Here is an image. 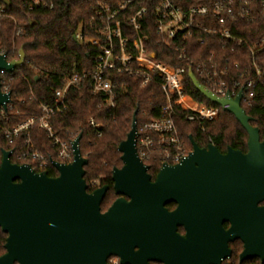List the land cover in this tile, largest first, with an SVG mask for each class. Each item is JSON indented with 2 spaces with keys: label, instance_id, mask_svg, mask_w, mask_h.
<instances>
[{
  "label": "water",
  "instance_id": "water-1",
  "mask_svg": "<svg viewBox=\"0 0 264 264\" xmlns=\"http://www.w3.org/2000/svg\"><path fill=\"white\" fill-rule=\"evenodd\" d=\"M7 3V0H1ZM74 39V37H73ZM75 40V39H74ZM24 52L7 61L0 54V72L20 66ZM194 88L213 104L231 113L247 133V151L214 144L199 147L191 137L187 157L164 164L156 181L149 182L147 166L136 153V111L126 138L117 147L122 166L113 168L117 198L103 212L102 187L85 192L87 159L78 148L80 134L72 141V161H51L57 175L37 172L29 164L10 162V151L0 161V229L6 233L0 264H219L231 254L228 243L242 242L238 261H264V138L250 125L240 105L242 91L230 99L217 97L189 73ZM10 93L0 89V106ZM175 201L168 212L163 204ZM229 222L227 229L223 223ZM183 225L185 236L176 233ZM150 244L160 251L148 252ZM194 246V248H193ZM137 247V250L134 248Z\"/></svg>",
  "mask_w": 264,
  "mask_h": 264
},
{
  "label": "trees",
  "instance_id": "trees-1",
  "mask_svg": "<svg viewBox=\"0 0 264 264\" xmlns=\"http://www.w3.org/2000/svg\"><path fill=\"white\" fill-rule=\"evenodd\" d=\"M212 1L215 0H191L189 4H210ZM249 1L260 18L238 19L230 26L235 37L243 40L241 45L216 36L207 39L204 44L188 42V61L179 59L174 50L162 46L155 47V59L164 64L184 66L187 93L205 105H214L194 88L189 73L204 84L195 66L200 60L209 59L210 53L215 51L211 59L216 61L218 67L227 69L228 88L233 86L237 91L242 89L244 96L251 93L249 101H241L240 105L250 117V125L258 129L259 137L263 139L264 9L261 6L263 0ZM3 4L0 1L5 14L0 16V50L10 61L18 58L21 48L24 60L12 71L0 73V87H6L10 93L9 105L0 107V161L2 151L8 150L10 162L29 164L38 172L37 164L29 155L35 151L45 158L48 163L46 173L53 177L57 171L51 161L58 159V147L52 144V139L38 127L36 121L15 135H7V132L30 117L36 120L39 103H53V92L63 85L66 74L91 69L95 56L93 47L77 43L73 34L81 20H88L94 0H59L52 10H27L15 0ZM15 27L22 30L18 35L14 34ZM257 44L258 48L251 53L250 48ZM256 69L260 71L258 78L255 76ZM115 79L123 85L116 88L113 107H98L104 95L92 94L87 81L82 80L77 86L68 89L63 112H54L49 119L54 135L63 141L72 140L80 134L79 152L87 159L83 166L85 181L100 178L102 182L111 183L112 169L122 164L117 147L130 130L133 112L136 111V126L139 128L142 123L156 118L159 107L164 103L163 93L155 79L143 86L137 75H119ZM250 79L253 85L246 89V82ZM183 113L177 110L174 119L189 150V137L199 147H205L209 136L220 152H225L227 147L246 151L247 133L231 113L219 108L216 119L192 122L184 120ZM89 117L99 123L100 135L88 125ZM146 164L152 173L160 166L154 158ZM106 202L108 199L104 201V208L109 203ZM5 237L6 233L0 229V254L5 251ZM229 246L231 264H264L256 257L239 262L240 242H231Z\"/></svg>",
  "mask_w": 264,
  "mask_h": 264
},
{
  "label": "built area",
  "instance_id": "built-area-1",
  "mask_svg": "<svg viewBox=\"0 0 264 264\" xmlns=\"http://www.w3.org/2000/svg\"><path fill=\"white\" fill-rule=\"evenodd\" d=\"M15 1L20 2L27 10H52L59 0ZM190 1L94 0L88 20H81L73 34L77 43L93 47L95 56L91 69L66 74L63 85L53 92V103H39L36 120L33 117L28 118L7 132V135H15L36 121L38 127L45 130L52 139V144L58 147V159L55 161L70 163L73 156L71 144L74 139L61 140L54 135L49 122L51 114L63 112L68 89L86 80L92 94L104 95V100L98 107H113L116 88L123 85L115 77L133 74L140 77L141 86L155 79L164 96V103L159 107L157 117L142 123L139 128L136 126L135 147L139 159L145 164L153 158L157 159L160 168L164 164L180 163L190 150L174 119L176 111H184L183 118L188 122L214 120L218 116L219 108L225 110L228 104L205 105L194 99L185 89L184 66H173L156 60L155 47L172 49L179 59L188 61V42L204 44L207 39L219 36L233 44L241 45L243 40L235 37L230 26L238 19L260 18V14L249 0H215L210 4H189ZM261 6L264 9V0ZM4 15V7L0 6V16ZM21 31L20 28H14L15 35ZM258 46H252L250 52L253 53ZM0 54H3L2 50ZM214 56L215 51H212L209 59L200 60L195 70L204 82L202 85L214 95L233 99L240 90L237 91L233 86L228 88V71L217 66L216 61L211 59ZM255 76H260L259 69L255 70ZM252 85L253 80L250 79L245 88L248 89ZM0 89L7 92L6 87ZM250 97V92L247 96L242 92L240 103L249 101ZM8 105L9 101L6 103V106ZM88 125L100 135V125L93 117H89ZM208 144H213L209 136L206 146ZM29 155L37 164L38 172H46L48 163L45 158L35 151ZM229 259L230 257H227L219 264H231ZM108 263L119 264V259L111 256Z\"/></svg>",
  "mask_w": 264,
  "mask_h": 264
},
{
  "label": "flooded vegetation",
  "instance_id": "flooded-vegetation-1",
  "mask_svg": "<svg viewBox=\"0 0 264 264\" xmlns=\"http://www.w3.org/2000/svg\"><path fill=\"white\" fill-rule=\"evenodd\" d=\"M260 140H262V139H260ZM228 148V147H227ZM227 150V149H226ZM238 150V149H237ZM241 151V150H240ZM246 151H247V141H246ZM246 151H241V152H243V153H245ZM220 152V151H219ZM226 152V151H225ZM225 152H221V153H225ZM144 165H146L147 166V170H146V173L149 175V182H151V183H153V182H155L156 181V178H157V174H158V172H159V169H160V167L158 168V170L155 172V173H152L151 172V170H150V166L149 165H147V164H145L144 163ZM121 166H122V164H121ZM121 166H119V167H114V168H120ZM52 177V176H51ZM54 177V176H53ZM84 179V178H83ZM110 181H111V183H106V182H102L101 181V179L100 178H95V179H92V180H90V181H85L84 180V182H85V185H86V187H85V192L87 193V194H92L94 191H96V190H98V189H100V188H102V187H105V193H104V196H103V198H102V200H101V202H100V211L101 212H103V211H105L112 203H113V201L114 200H116L117 198H119V197H122V198H124L125 200H129V198L127 197V196H124V195H120V194H116L115 193V191H114V188H113V184H114V182H113V180H112V173H111V175H110ZM106 199H108V202H106V203H108L107 204V206L104 208L103 206H104V201L106 200ZM264 203V201L263 202H260L259 204H263ZM178 206V203L177 202H175V201H167V202H165L164 204H163V207L168 211V212H170V211H173L176 207ZM102 208H104V209H102ZM229 227V222H224L223 223V228H225V229H227ZM175 231H176V233L178 234V235H180V236H185V233H186V230H185V228L183 227V225H177L176 226V228H175ZM4 233V232H3ZM6 238V237H5ZM234 241H239L240 242V244H241V250H242V247H243V245H242V242L240 241V240H234ZM234 241H232V242H234ZM4 243H5V241H4ZM231 242H229L228 243V247L230 248V246H229V244H230ZM3 247H4V244H3ZM193 248H194V246H193ZM5 249V248H4ZM138 248L137 247H135L134 248V250H137ZM161 250V244H150V247H149V249H148V252H151V251H160ZM230 250H231V248H230ZM241 252V251H240ZM3 253H5V251L3 252ZM2 253V254H3ZM2 254H0V255H2ZM230 256H231V254H230ZM229 256V257H230ZM111 257V256H110ZM110 257H108L107 258V263H108V259L110 258ZM259 259V258H258ZM109 264V263H108ZM147 264H163L162 262H160V261H147Z\"/></svg>",
  "mask_w": 264,
  "mask_h": 264
}]
</instances>
